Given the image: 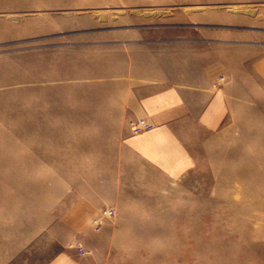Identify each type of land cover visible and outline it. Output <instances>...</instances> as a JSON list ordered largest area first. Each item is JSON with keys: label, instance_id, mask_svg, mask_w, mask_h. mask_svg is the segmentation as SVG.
<instances>
[{"label": "rangeland", "instance_id": "rangeland-1", "mask_svg": "<svg viewBox=\"0 0 264 264\" xmlns=\"http://www.w3.org/2000/svg\"><path fill=\"white\" fill-rule=\"evenodd\" d=\"M246 51L264 53V0H0V264L36 258L139 94L226 83ZM245 88L191 173L129 198L98 264H264V90Z\"/></svg>", "mask_w": 264, "mask_h": 264}, {"label": "crops", "instance_id": "crops-1", "mask_svg": "<svg viewBox=\"0 0 264 264\" xmlns=\"http://www.w3.org/2000/svg\"><path fill=\"white\" fill-rule=\"evenodd\" d=\"M232 55L226 83L214 77L139 94L132 120L147 118L155 129L134 135L129 127L118 153L109 163H98L93 185H80L63 200L52 231L37 243L30 264H98V255L118 244L133 221L125 218L129 198L138 203L139 196L160 190L159 179L172 182L192 172L206 156L212 136L225 126L236 87L264 90V53ZM112 208L116 215L105 217L103 211ZM79 246L84 254L78 253Z\"/></svg>", "mask_w": 264, "mask_h": 264}, {"label": "built area", "instance_id": "built-area-1", "mask_svg": "<svg viewBox=\"0 0 264 264\" xmlns=\"http://www.w3.org/2000/svg\"><path fill=\"white\" fill-rule=\"evenodd\" d=\"M219 80H222L220 78ZM131 132L134 135H140V133H144L147 131H151L155 129L154 125L147 118H140L130 123ZM116 214L115 209H107L103 211V215L108 218H112ZM79 254H84L85 251L79 246L78 247Z\"/></svg>", "mask_w": 264, "mask_h": 264}]
</instances>
